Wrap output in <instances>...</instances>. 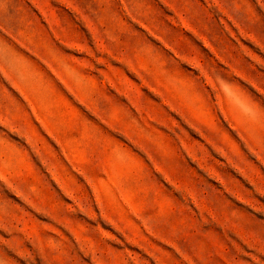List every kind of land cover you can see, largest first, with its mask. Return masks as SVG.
Returning <instances> with one entry per match:
<instances>
[{"label": "rangeland", "instance_id": "obj_1", "mask_svg": "<svg viewBox=\"0 0 264 264\" xmlns=\"http://www.w3.org/2000/svg\"><path fill=\"white\" fill-rule=\"evenodd\" d=\"M0 264H264V0H0Z\"/></svg>", "mask_w": 264, "mask_h": 264}]
</instances>
